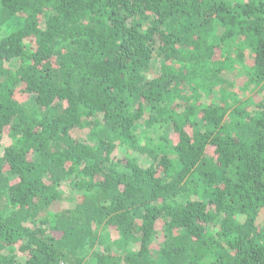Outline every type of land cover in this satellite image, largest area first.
<instances>
[{
  "label": "trees",
  "instance_id": "trees-1",
  "mask_svg": "<svg viewBox=\"0 0 264 264\" xmlns=\"http://www.w3.org/2000/svg\"><path fill=\"white\" fill-rule=\"evenodd\" d=\"M0 37V264H83L107 230L94 264H264V0H0Z\"/></svg>",
  "mask_w": 264,
  "mask_h": 264
},
{
  "label": "rangeland",
  "instance_id": "rangeland-1",
  "mask_svg": "<svg viewBox=\"0 0 264 264\" xmlns=\"http://www.w3.org/2000/svg\"><path fill=\"white\" fill-rule=\"evenodd\" d=\"M41 26L44 27V23H42ZM12 30H13L12 26L10 28H5L3 30V32H2L3 33V37H5ZM3 37H0V40H2ZM20 64L21 63H20L19 60H15V61H12V62H6L7 67L9 69H11V70H16L20 66ZM160 64L161 63H160L159 58L155 57L152 60L150 67L143 72V76L145 78H151L152 76L157 75L159 73V70H160ZM228 78H229V80H234V81L242 80V78H241V76L239 74L230 75ZM251 95H253V94H251ZM253 96H255V100L257 102L262 101L264 99V92L260 93L258 95H253ZM240 98H242V97H240ZM26 101H24L25 102L24 103V107L27 108V109H33L34 108L33 99H31L29 101L26 100ZM152 115H154V112L152 111V109L147 108L146 111H145L143 119L141 121H139V123L137 124L136 133L138 134L139 137H141V139H140L141 141L144 139V136H143L144 129L148 130L147 128H145V122ZM100 118H101V116H100ZM154 130L155 129L150 131L151 136H152ZM71 136L74 139H76V140H78V141H80L82 143H86L87 145L95 147V141H93L92 137H91V130L89 128H87V127L81 128V129L72 130ZM12 143H13V141H12V139L9 136L4 135L2 137V139L0 140V158L3 157V155H4L5 151H6V148H8ZM131 154H133V152H131ZM116 156H117L116 159L113 161L114 164H117L118 158L121 156V151L120 150H118L116 152ZM138 161H139V163H141L143 165H146V164L149 163V159L147 158V156L145 157V156L138 155ZM119 166L116 165V167H119ZM70 180L71 181L63 182L59 186V190H60V192L63 195L62 206L64 208H73V207H75L77 202L80 201V199H81L79 194H77L75 192L76 191L75 188L71 186V184L74 183V182H77L78 179L73 177ZM28 226L31 227L33 230H36V231H38L39 229L42 228V230L45 232V234L49 233V225L47 223H43L42 221L40 223L38 222V223L34 224V219H29L28 220ZM100 231L102 232V229L98 230L97 233L99 234ZM107 232L109 233L110 240H108V237L106 236L104 238V241L105 240H108V241H105L104 245L100 246V243L97 242L96 246L94 248H91V249H88L87 251H85L84 254H83V264H94L95 263V257L93 256V254L105 253V249L110 247L111 242H113V244H114V242L118 240L119 236H118V234L116 232H114L113 230H107ZM54 236L57 237L56 234H54ZM160 242H161V238L159 240L155 241L154 244L151 246V248L153 249L154 252L157 251V247L159 246ZM139 247L140 246L138 244H133L127 249V251L128 252L137 251V250H139ZM27 257H28V255L26 253L20 252L17 249V259H18V261L24 262L25 260H27Z\"/></svg>",
  "mask_w": 264,
  "mask_h": 264
}]
</instances>
